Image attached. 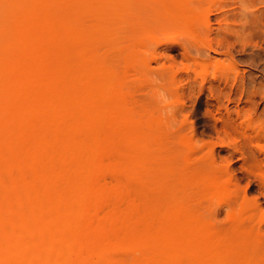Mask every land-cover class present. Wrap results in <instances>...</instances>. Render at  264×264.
I'll use <instances>...</instances> for the list:
<instances>
[{
	"label": "rangeland",
	"instance_id": "obj_1",
	"mask_svg": "<svg viewBox=\"0 0 264 264\" xmlns=\"http://www.w3.org/2000/svg\"><path fill=\"white\" fill-rule=\"evenodd\" d=\"M15 1L16 0H0V18L7 19V17H2L1 14L4 7L12 9L15 15L20 12L17 11V7L18 10L25 9L26 7L28 13L30 12L28 15H32L31 18L33 17V21L36 20L35 22H37V25H35L40 26L32 30H35L36 33L30 34V37H27L28 39L25 38V40H21L22 44L25 41L24 46L30 45H28L27 48L31 49H26L25 47V50L29 52L27 57L32 54V57L36 59H32L31 56L30 59L27 58V60L23 58L28 64H19L18 61L20 62L22 59H20L19 54H16L17 57L14 59L18 60L17 62L13 59L15 62L13 61L12 63L10 62L12 60H10L7 62L8 64L6 63L7 71H9L10 74L7 71L6 73L8 74L0 73V82H4L7 79V75V77L10 76L9 80H11H8L10 85L5 84V82L9 84L7 80L4 82V84L11 89L7 87L10 92L4 97L6 101H0L1 108L4 106L3 110L7 107V113H5L4 119L0 120V128L3 129L0 131V264H60L62 261V264H64L65 261H67L66 264L68 261V264H112L114 260L115 262L113 264H134V262L136 264H138V262L139 264L140 262L141 264H176V262L179 261L180 263L182 261L181 258H183L182 262H184L182 264H187L188 262L186 263L185 260L187 259L185 258H191L190 256H193L196 251H198V247L201 243L204 247L206 244H208V248L209 245L211 247L212 241L214 242L216 239H214V234H216L218 239H216L218 244L215 242L217 247L214 249L211 247V250L210 248L208 250L206 247L207 249L204 255H206V259L208 258L207 256H209L210 259L206 260L204 258V260L202 258L203 262L201 264H211L209 260L213 259L215 253H219L218 255L221 254V256L225 258L235 257V259H244L245 261H249L250 264H264V0H183L184 2L186 1L185 5L182 0V2L179 0H115V3L107 1L108 4L113 3V5H108L109 11H107L108 14L106 15L108 16L110 14V16L104 19L106 22L109 20V23L103 20L108 27L106 25L105 27L103 22L101 23L105 35L102 36L103 42L101 38H99L98 40L101 43L97 40L95 45L89 43L88 37L85 38L87 36V28L89 30L95 24H92L94 21V17L91 16L92 14L90 13L91 15H87L84 13L86 17L82 16L81 18L79 16L82 14H79L76 18L72 17L76 15L75 11L77 8L75 5L77 4V0ZM91 1L94 2V0ZM96 1L98 0H95V2ZM60 2H63V5ZM10 3L11 5L13 4V6H11ZM2 4L4 7L1 6ZM58 4H60V6ZM119 5H121V7ZM58 6L60 8V11L58 10L59 13L55 10ZM110 6L113 8L114 12L111 11L112 9ZM117 7L119 8L118 11ZM24 9L22 11H24ZM69 16L71 17L70 20L73 18V20L75 19L78 23L77 24L75 20L72 22L69 21L73 28L68 22ZM109 17L113 18L109 19ZM85 18L87 19L85 20ZM81 19H84L86 22ZM4 22L6 21H2V23ZM43 22L44 24H42ZM82 22H84L86 26H84L85 24ZM90 22L91 26H89ZM42 25L43 27L44 25L48 26V29L44 27V29H47L46 31L50 32V34L45 32V34H47L46 36H48V40L46 37L41 38L42 40L40 38V40L37 39L41 35L40 27L42 28ZM4 27L5 25L0 24V28ZM37 29H40V31ZM12 30H9L10 32H8L7 35L5 34L6 42L3 41L4 38H2L1 45L3 47H11L16 40L19 41V32L17 33V29L14 28H12ZM52 30L54 32L56 31V37H58L59 33L62 35V33L72 30L67 34L72 33V35L76 37V39L73 37L75 42L77 41L76 44H83V46L81 44V46H77L78 50L74 47L76 44L72 45V48L77 50H75L78 52L77 54L73 51L74 54L70 52L72 57L69 53V56H64L70 57L69 60L71 59L74 62L73 65H71L70 61L67 66L63 65L64 62L66 63V60H63L64 57H61V54L60 57L62 59L59 60L61 63L63 61L62 64L55 58H53L55 62L52 59L50 62V52L48 59L47 56L46 59H44L45 63L41 61V56L43 54L41 53L42 55H40V52H43L45 49L48 50V41L51 42L53 39L52 36L55 37V35H53L54 33H51ZM113 30L116 31L114 32ZM57 31L59 33H57ZM109 31L110 33L113 31V36L112 33L109 35ZM106 34H108V37H106ZM31 35L33 36L31 37ZM49 35H51V37ZM72 35L70 36L72 37ZM35 38L36 40H34ZM55 41H53V43ZM63 42L64 41H61V43ZM8 43L11 46H9ZM71 43L74 44V42ZM86 43L89 44L87 45ZM56 44L58 45V43ZM84 44H86L87 47ZM21 46L23 45H20L19 49H24V47ZM54 46H52V48H54ZM59 47L61 46L59 45ZM63 47L64 45H62L61 49ZM65 47L64 52L67 53L65 49L69 48V46H67V48ZM61 49H59V51ZM67 50L68 52L71 51L69 49ZM32 51L35 52L33 53ZM87 51L90 52L88 53ZM54 52L52 53H57L58 55V52ZM82 52H86L87 55H83ZM60 53H62V50ZM108 54L111 57L110 61H108V58H110ZM39 55L40 57L37 58ZM93 55L94 57L98 56L96 57L97 59H94V57L92 58ZM134 55H136V58H133ZM105 56H108V58ZM74 57L77 59L75 60ZM100 58L106 59V61L102 59L105 64L109 62L113 65L114 63H112V61H114L118 66L115 68L119 70L120 74L123 73V77H121L122 74L120 75L121 79H116L120 81L117 82L115 80L114 82L116 85H112V87H115L120 83L122 86L118 87V89H122L124 86L126 87L122 89L123 93L121 89L118 90L114 88V93L119 95H117V97L114 96V98L116 97L118 101L115 100L116 98L114 101L113 98L109 96L113 89H109V94L107 93L108 98L110 97L116 104H112V101H110V104L105 92L103 95L102 91L101 95L106 97L107 101L100 95L101 91H98L99 96L94 93H97V89H92L91 91L92 83L90 84L89 82L91 81L90 77L93 78V75L90 73L94 71L97 73L101 69L99 68L102 63ZM90 59L94 61H89ZM30 60L31 62H29ZM33 60L42 62L41 66L40 62L37 63L36 61L35 63ZM81 60V63L84 62L85 65L79 62ZM77 63L78 65H82L79 66L81 67L79 71L82 69L81 71L82 73L84 72L83 74L81 71H77ZM89 63L91 65H96H93L94 67L91 69ZM17 64L24 69L25 73H28L27 76H25L26 74L24 75L26 78H14L15 75L13 76V73L19 68ZM87 65L90 66L91 70L89 68L87 69ZM12 66L16 67V70ZM24 67L26 69L27 67L30 68L26 70ZM8 68L11 70H8ZM53 70L54 72L52 73ZM85 71L87 76L85 75ZM47 72H49V74ZM95 72L93 74H95ZM31 73L36 74L33 75ZM80 73L84 78L80 76ZM73 74H79V77H77L79 79L81 78V80H77L78 78L75 80L76 75H74V80L73 78L72 80L69 79L73 77ZM38 76H40V78L37 80ZM15 80L19 81L20 85L17 84L18 82L15 83ZM22 80L23 82L21 83ZM66 80L67 83H69L70 80L76 81L75 85H77V82L83 81L85 83L87 80H90L89 82L87 81L84 86L78 83V88L82 86V90L85 88L84 91L86 92L83 91L85 93L84 95L79 88L78 97H69V102L71 98L73 100L75 99V101L71 100L72 102L70 103L72 105L70 103L68 104V96H66L68 95V92L65 91L68 90L66 86L69 87ZM114 82L111 81V83ZM73 83L74 82H72V84ZM87 83L90 86L87 85ZM16 84L18 87L15 86ZM40 84H42V86ZM25 87L26 89L28 88L29 91L26 89V91L23 90ZM21 88L23 89L21 90ZM56 88L62 90L60 91ZM24 93L30 97L26 96V98ZM80 94H83L82 97L84 98H79ZM20 95H23L24 98ZM59 95L63 98L61 99L62 102L57 100L60 98H58ZM129 95L132 96L131 99ZM19 97L21 98L19 99ZM120 98L124 103L128 101L129 104L130 101H133V104L130 103L128 108L126 106L123 110L124 105L121 107L123 102ZM18 99H22V103ZM64 99H66V101ZM101 99H103V104L102 102L99 104V102L102 101ZM33 100L37 102L34 103ZM54 100H56L58 104H55ZM7 102L9 103L8 105H6ZM105 102L109 103L110 106H107ZM18 105H20V108H18ZM50 106H52V109L53 106L56 108L57 114L53 118L56 120L51 121V118L50 120L47 119L51 117L49 115L52 111V109L50 110ZM104 106L106 108L108 107V115L106 113L108 119L106 118V120L104 118L102 120H106L105 122L107 123H111L112 120L114 122V115L118 113L120 107L122 108L119 112L122 113L123 111V114L121 115L119 113L115 115L118 119L120 118L119 121H117L118 124L115 121L117 126H115L113 122L111 123L113 125L109 123L108 126L107 124L105 125V122L102 123L100 121L99 123L102 125L104 124L101 129L103 128V131L107 129V132L110 134H105V131H102L103 135L101 132L100 134L98 132V136H96V131H93L94 134L88 135L89 131L94 130L91 125L97 120L98 114L100 115V112H98L99 109L101 108L100 111L103 109L104 112L106 111ZM90 108L92 110H90ZM84 109L85 112L83 111ZM11 110H13V112ZM96 110H98V114H94ZM20 111L22 112L20 113ZM104 112L103 114L105 115ZM80 113H82L84 117L82 114L79 115ZM154 113L155 116L160 118V126L162 125L160 129L164 132L159 134L161 138L159 135L155 136L156 134H145L136 139V137L129 138L124 134L121 140V132L125 133L126 131V128H123V126H127L125 123H127L130 116H136L138 119L141 118L144 123V121L147 120V116ZM127 114L129 115L127 116ZM109 115H112L111 118ZM93 116L96 117V120L94 119L95 121L93 120V124L89 125L87 121L92 122ZM82 117L84 120H82ZM86 118L90 119L86 121ZM70 120L73 121L72 123H76L72 125ZM121 120L125 122L122 123ZM46 121H51V123L49 124ZM82 121H86L87 125L83 124ZM78 122L82 124L80 123L78 125ZM41 123H43V126H41ZM51 124L54 126H51ZM97 124H95V126ZM153 126L157 127L156 124ZM69 128L72 129L70 133L68 132ZM2 131L7 136H4ZM10 133L14 135L17 133V138L15 137L16 142L13 144L8 137L11 139L14 135L12 136ZM28 134L31 135L27 137ZM32 134H34V136ZM35 135H38L37 137L40 138L37 139ZM70 135L72 138H70ZM93 135L98 138L96 139ZM89 136H93V138L96 139H91V142L92 140L94 142L96 141V144L94 142L92 144H95V146L101 150L95 148L97 152H100L97 154L95 151L94 163H90L92 167L86 163V160L84 161L85 158H81V156H83L81 152L86 150L87 147L85 141L86 137L89 138ZM4 137H6V139ZM124 138L127 139L126 142ZM7 139L8 141H5ZM36 139L38 141L34 144ZM83 139L84 141H82ZM39 140L41 143L44 140L45 143H42L43 145L41 146ZM123 142L125 144L127 143L126 145L128 146L126 147H129V151L131 148L130 152L127 150L124 152L125 145ZM141 142L143 143L141 144ZM163 143L168 144L166 145ZM121 144H123L122 147ZM33 145H35V147H33ZM39 146H41L42 149H40ZM35 148H37V150ZM58 151L59 153L56 154ZM78 151L80 154H78ZM140 151H146V154H144L146 156H144L145 158L140 163L142 164L140 165L141 168L138 166L139 155H141ZM52 153H54V155ZM70 160H72V162ZM124 160L128 161L127 163L129 164L131 163L130 166L133 167H129V164H127L128 166L125 165ZM147 160L149 162H147ZM34 162H36V164ZM109 162H111L112 165ZM148 165H150V167H148L150 169H147ZM86 166L90 173H87L88 169L86 170ZM109 166L111 168L107 170ZM112 166L114 167L113 170ZM123 166L127 169L125 170ZM121 168L124 170L122 169L121 171ZM85 173H87V175H84ZM165 173L166 176H164ZM147 174H149V177ZM162 174H164V177ZM152 175L156 177L152 179H158L159 182L162 180L161 184L163 186L165 184L164 188L168 183L171 184L167 186L168 188H165L167 192L170 191V188L174 189L173 193L170 191L173 196H169L170 192L168 193L169 195L165 196L167 192L165 193L164 197H167L164 199L165 202L163 199L161 200L165 203V205L163 204L164 206L159 204L161 202L160 200V202L158 201L159 203H157L156 199L160 193L155 189L159 190L158 188L152 187V189L150 186L149 189H146L148 188L146 185H148L147 183L149 182L147 180L148 178L150 179ZM155 175L159 176V178ZM98 177L99 179H96ZM137 177L139 178L137 179ZM171 179L176 185H174ZM132 182H135L137 185ZM172 183L174 187H171L173 186ZM140 185L144 188L142 187L140 189ZM137 190L138 192L145 191L148 194V198L151 195L149 193H153L152 190H154L155 197H157L156 199L153 197L154 200H156L154 205L159 204V207L156 208L155 206L151 209L148 208L149 205H140L148 204L150 199L152 201V197L147 201L146 196H144L143 198L146 199L145 202L141 201V197L139 196L141 192L139 194L136 192ZM147 190H149V193ZM181 191L183 193H180ZM156 192L159 193L157 196ZM154 194L151 196H154ZM162 194L164 193L162 192L161 195ZM180 195L183 197V200L179 197ZM173 199L174 201H172ZM177 200H179V202L181 201V204L186 205L189 213L187 210L178 212L180 215L177 214L176 216L178 218L175 217L173 220L180 219L179 221H182V217L184 222L182 221L181 224L178 220H176L174 224L172 222L173 220H168V222H166V219H168V217L165 219L166 213H168L167 216H169V208L173 203H178ZM93 203H95V205H93ZM102 203H106V206L104 204L101 205ZM193 205L196 207H193ZM164 207L166 209H164ZM192 208L194 210H192ZM154 209L158 210L156 211ZM167 209H169V211ZM145 210L147 214L144 212ZM194 213L197 215H194ZM182 214L186 216L184 215L183 217ZM48 217L49 219H47ZM76 217H78V219ZM185 217L186 219H190L186 220ZM136 218L139 219L137 220ZM196 218H198V220L201 218L200 221L202 220V222H199ZM143 220L146 225H144V223L141 224ZM75 221L78 222L76 223ZM88 221H90V223ZM191 222H195V224L192 225L190 224ZM200 225L202 230L201 227L199 229ZM208 225L212 226L214 231L211 228V234L214 236L211 237L209 231L207 233L209 235L206 236L208 238L203 239L202 235H204ZM195 227L198 229L194 231V229H196ZM179 228H182V230ZM56 230V234H53ZM200 230L202 232H200ZM175 232H182L181 234L185 232L183 235L197 233L198 235L200 234V237L197 238V242L194 241L192 242L193 244L189 243L183 246L185 248L177 250L174 247L176 249L174 250V248L170 247L158 256L156 252L158 251L157 244H153L159 241L160 236L163 235L160 240H163V238L165 239V237L166 239L171 238L172 240L178 238L179 243L182 242H180V240H182L180 237L183 235L176 234ZM50 233H52L51 237L48 235ZM53 235L56 236L53 237ZM209 236L212 240L209 239ZM23 237L26 238L24 239ZM153 238L155 239L154 242ZM156 239L158 240L156 241ZM199 239L206 241H200ZM23 240H25L24 243L29 241L28 243H31V245H28V248L24 247L27 245L26 243L23 245ZM93 240L95 242H93ZM85 241L88 242L84 243ZM175 242L177 243V240ZM203 242L208 243L204 244ZM179 243L176 245L177 247L180 245ZM84 244L87 245L83 247ZM236 244V247L233 246ZM78 248L81 250L78 251ZM238 249L244 250H241L242 254ZM237 250L238 252H236ZM65 251L67 253L69 251V255H67ZM231 251H233V253ZM14 253L16 255H14ZM212 254H214V256H212ZM56 255L57 257H55ZM65 257H67V259ZM99 258H102L101 261H99ZM55 259L58 263H56L57 261ZM81 259L83 261H80ZM235 259H233L234 264L237 263Z\"/></svg>",
	"mask_w": 264,
	"mask_h": 264
},
{
	"label": "bare ground",
	"instance_id": "obj_2",
	"mask_svg": "<svg viewBox=\"0 0 264 264\" xmlns=\"http://www.w3.org/2000/svg\"><path fill=\"white\" fill-rule=\"evenodd\" d=\"M9 1H10V0H9ZM16 1H17V2H20V1H18V0H16ZM16 1H15V2H16ZM22 1H23V0H22ZM107 1H108V2H114V3L116 2L115 0H112V1H111V0H110V1H109V0H98V1H96V2H95V0H94V2L91 1V0H77V4L75 5V7L77 8L76 11H75L76 15H75V16H72V17L76 18V17L79 16V14H82L81 16H79L80 18H81L82 16H83V17H84V16L86 17V15H84V13H86L87 15L91 13L92 15H91V14H90V15L94 17V21H95V22L93 21L92 24H93V23H95V24H94L93 27L90 28L89 30H88V28H87V30H86L87 36L85 37V38L88 37L87 39H89L88 41H90L89 43H91L92 45H95V43L97 42V40H98L99 38H101V41H102V39H103L102 36L105 35V33H104L103 29H102V24H101V23H102V22L104 23V21H105V20H104L105 17L110 16V14H109L108 16L106 15V14H108L107 11H109V10H108V5H111V4L113 5V3H109V4H108ZM118 1H119V0H118ZM179 1H181V0H179ZM182 1H183V0H182ZM182 1H181V2H182ZM57 2H58V1H57ZM64 2H65V1H64ZM121 2H122V1H121ZM175 2H176V1H175ZM181 2H180V3H181ZM183 2H184V1H183ZM8 3H9V2H8ZM60 3L62 4L63 2H60ZM92 3H93V4H92ZM118 3H119V2H118ZM176 3L179 4L178 2H176ZM185 3H186V1L184 2V5H185ZM6 4H7V3H6ZM10 5H11V3H10ZM27 5H28V4H27ZM58 5L60 6V4H58ZM62 5H63V4H62ZM62 5H61V7H62ZM115 5H116V4H115ZM179 5H180V4H179ZM1 6L4 7L3 4H2ZM11 6H13V4H12ZM59 6H58L57 9H55V10H57L56 12H58V10L60 11ZM119 6L121 7V5H119ZM181 6H182V3H181ZM3 7H2V8H3ZM14 7H15V6H14ZM110 7H111V6H110ZM0 8H1V7H0ZM63 8H65V7H63ZM114 8H115V7H114ZM13 9H14V8H13ZM23 9H24V8H23ZM23 9L18 10V7H17V11H20V12H19L17 15H15V14L13 13V10H12V9L4 7V8H3V12L1 13V14H2V17H4V18L7 17L6 20L0 18V19H1V20H0V24L5 25L4 28H0V73H1V74H2V73H6V71H7L6 63H7L8 61L12 60V61H10V62H12V63H13L14 60H15L16 62L18 61V60H16V59H14L15 57H17L16 54H17V55L19 54V55H20V59H22V61H23V62H22V61L20 60L21 63L18 61L19 64H23V63L28 64V63H26L27 61H25L24 59L27 60V58L30 59V56H31V57L33 56V55L30 53L31 55H29V56L27 57V55L29 54V52H27V50H25V47H26V49H31V48H27V46H28L29 44H28V45L26 44L27 46H24V45H25V43H24L25 41H24L23 44H22V43H21V42H22L21 40H23V39L25 40V38H27V37L29 38V37H30V34L36 33L35 30H34V31H32V30L35 29V28H38V26H40V25L36 26V25H37V22H35L36 20L33 21V19H32L33 17L31 18V16H32L31 14H30L31 16L28 15L30 12L28 13V10L26 9V7H25L24 11H22ZM111 9H112L111 11L114 12L112 7H111ZM115 9H116V8H115ZM118 9H119V8L117 7V11H118ZM62 10H64V9H62ZM120 10H121V9H120ZM123 10H124V8H123ZM0 11H1V10H0ZM14 11H15V10H14ZM115 11H116V10H115ZM121 11H122V10H121ZM127 11H128V10H127ZM15 12H16V11H15ZM77 12H78V13H77ZM130 12H131V11H130ZM130 12H128V13H130ZM58 13H59V12H58ZM69 14H70V13H69ZM114 14H115V13H114ZM114 14H113V15H114ZM90 15H89V17H90ZM105 15H106V16H105ZM70 16H71V15H70ZM70 16H69V17H70ZM93 17H91V18H93ZM87 18H88V17H87ZM87 18H85V20H86ZM112 18H113V17H112ZM112 18L109 17V19H112ZM126 18H127V17H126ZM67 19H68V18H67ZM70 19H71V17L68 19V22H69V21L72 22V21L75 20V19L73 20V18H72V20H70ZM114 19H115V18H114ZM81 20H84V19H81ZM85 20H84V21H85ZM88 20H89V18H88ZM92 20H93V19H92ZM103 20H104V21H103ZM2 21H6V22L2 23ZM38 21H39V20H38ZM43 21H45V20H43ZM107 21H108V22H106V21H105V22H106V23H109V20H107ZM114 21H115V20H114ZM34 22H35V23H34ZM40 22H41V21H40ZM40 22H38V23H40ZM75 22H76V20H75ZM85 22H86V21H85ZM110 22H111V21H110ZM125 22H126V20H125ZM73 23H74V22H73ZM76 23H77V22H76ZM79 23H80V22H79ZM82 23H84V22H82ZM82 23H81V24H82ZM88 23H89V22H88ZM88 23H87V25H88ZM113 23H114V22H113ZM118 23H119V22H118ZM35 24H36V25H35ZM40 24H41V23H40ZM42 24H44V22H43ZM45 24H46V22H45ZM69 24H70V26L72 25L70 22H69ZM74 24H75V23H74ZM74 24H73V25H74ZM77 24H78V23H77ZM84 24H85V23H84ZM121 24H122V23H121ZM121 24H120V25H121ZM130 24H131V23H130ZM105 25H106V24L104 23V26H105ZM108 25H109V24H108ZM77 26H78V25H77ZM81 26H82V25H81ZM84 26H86V24H85ZM89 26H91V22H90V25H89ZM106 26H107V25H106ZM106 26H105V27H106ZM133 26H134V25H133ZM44 27L47 28L48 26H45V25H44ZM44 27H43V25H42V28L40 27V29H41V33H40V34H41L42 36L39 34L40 37H38L37 39H39V38L41 39V38H43V37H44V38L46 37L47 40H48V36H46L47 34H45V32H46V33L48 32V34H50V32H49V31H46L48 28H47V29H46V28L44 29ZM71 27H72V26H71ZM71 27H70V28H71ZM107 27H108V26H107ZM12 28L17 29V33L19 32V35H18V37H19V38H18L19 41L16 40V42H14V43L12 44V46L8 43L9 46H11V47H8L7 45H6L7 47H3V46L1 45V42H2L1 40H2V38H4L3 41L6 42V40H5V37H6L5 34L7 35L8 32H10L9 30H12ZM72 28H73V27H72ZM75 28H76V27H75ZM75 28H74V29H75ZM109 28H110V27H109ZM114 28H115V27H114ZM117 28H118V27H117ZM40 29H39V30L37 29V30L40 31ZM108 30H109V29H108ZM108 30H107V31H108ZM12 31H14V30H12ZM60 31H61V30H60ZM66 31H68V30H66ZM66 31H65V32H66ZM69 31H70V30H69ZM69 31H68V32H69ZM71 31H72V30H71ZM71 31H70V32H71ZM110 31H111V29H110ZM110 31H109V35H111V33H112L114 30H113L111 33H110ZM115 31H116V30H115ZM115 31H114V32H115ZM31 32H32V33H31ZM55 32H56V31H55ZM55 32H54L53 30H52V32H51L52 34L54 33L53 35H55V37L52 36L53 39L51 40V42L48 41V42L50 43V44L47 43V44H48V50L45 49L43 52H40V51L38 50V51L40 52V55L43 54V55L41 56L42 59L40 58L41 61H43V63H45V62H44V59H46V56H47V59H48L50 53H51V55H52V54H53L52 52H54L55 50H56L55 52H58V55H57V53H55V52H54L55 54L52 55V58H51V55H50V57H49L50 62L53 60V58H55V59H57V61H59V63H61V61H60V60L62 59L61 57H64V56L68 55V53H69V55H70V52H71L72 54H74L73 51L75 52V54H77V53H78V52H76V51L78 50V49H77V46H81V45L83 46L82 43H80L81 45L78 44V43H77L78 45L76 44L77 41L75 42V40H74V39H76V37H75L74 35H72V33H71V34H67L68 32H66V33H62V32H61L62 35H64V36H62V35L57 31V33H59L60 35L58 34V37H56L57 34H56ZM74 32H75V31H74ZM76 32H77V31H76ZM37 33H38V32H37ZM106 33H107V32H106ZM84 34H85V31H84ZM84 34H83V35H84ZM13 35H14V34H13ZM36 35H37V34H36ZM39 35H38V36H39ZM43 35H44V36H43ZM70 35H72V37H71ZM106 35H107L106 37H108V34H106ZM32 36H33V35H31V37H32ZM49 36L51 37V35H49ZM112 36H113V33H112ZM115 36H116V35H115ZM50 37H49V40H50ZM73 37H74V39H73ZM110 37H111V36H110ZM28 38H27V39H28ZM58 38H59V39H58ZM60 38H61V39H60ZM40 39H39V40H40ZM82 39H83V38H82ZM87 39H86V40H87ZM109 39H111V38H109ZM112 39H113V37H112ZM34 40H36V38H35ZM41 40H42V39H41ZM55 40H56V41H55ZM59 40L64 41V42L61 43V41H59ZM71 40H72V41H71ZM73 40H74V41H73ZM104 40H105V39H104ZM14 41H15V40H14ZM53 41H55V42L53 43ZM112 41H113V40H112ZM27 42H28V41H27ZM29 42H30V41H29ZM39 42H40V41H39ZM59 42H60V43H59ZM71 42H74V44H72ZM98 42H100V41L98 40ZM102 42H103V41H102ZM19 43H20V44H19ZM42 43H43V42H42ZM51 43H52V46L55 45L54 48H52ZM56 43H58V45H57ZM89 43H88V44H89ZM100 43H101V42H100ZM106 43H107V42H106ZM5 44H6V43H5ZM44 44H45V43H44ZM47 44H46V45H47ZM66 44H67V45H66ZM75 44H76V46H74V47H75L77 50L74 49V48H72V45H75ZM86 44H87V43H86ZM86 44H84V45L86 46ZM88 44H87V45H88ZM98 44H99V43H98ZM102 44H104V43H102ZM111 44H112V43H111ZM20 45H23V46H21V47H24V49H23V48H22V49H19V46H20ZM59 45H60L61 47H62V45H64V47H65V45H66L65 48H67V46H69V48H67V49L71 50V48H72V50L68 52V50L65 49V50L67 51V53H66V52H64V47L61 49V47H59ZM92 45H91V48H92ZM100 45H101V44H100ZM29 46H30V45H29ZM56 46H58V47H56ZM104 46H105V45H104ZM49 47H50V48H49ZM55 47H56V48H55ZM86 47H87V46H86ZM86 47H85V48H86ZM105 47H106V46H105ZM32 48H33V47H32ZM40 48H41V47H40ZM46 48H47V47H46ZM96 48H97V47H96ZM109 48H110V45H109ZM57 49H58V51H57ZM59 49H61V50H62V53H64V54L60 53L61 50L59 51ZM73 49H74V50H73ZM83 49H84V48H83ZM88 49H89V48H88ZM88 49H87V50H88ZM18 50H19V51H18ZM33 50H34V49H33ZM42 50H43V49H42ZM49 50H50V51H49ZM75 50H76V51H75ZM98 50H99V49H98ZM28 51H30V50H28ZM82 51H83V50H82ZM90 51H92V50H90ZM90 51H89V52H90ZM17 52H18V53H17ZM30 52H31V51H30ZM32 52L34 53L35 51H32ZM46 52H48V53L50 52V53L48 54V53H46ZM83 52H84V51H83ZM83 52H82L83 55H85V54L87 55L86 52H85V53H83ZM87 52H88V51H87ZM89 52H88V53H89ZM100 52H101V51H100ZM41 53H42V54H41ZM79 53H80V51H79ZM44 54H46V55H44ZM47 54H48V55H47ZM60 54L62 55L61 57H60ZM72 54L70 55L71 57H72ZM91 54H92V53H91ZM40 55L37 56V58L40 57ZM69 55H68V56H69ZM102 55H103V53H102ZM43 56H44V57H43ZM55 56H56V57H55ZM58 56H59V57H58ZM68 56H67V57H68ZM73 56H77V55H73ZM98 56L100 57L99 54H98ZM98 56H95V57H94V55H93L92 58L94 57V59H95V58L98 57ZM108 56H109V54H108ZM108 56H107V57L105 56V57L108 58ZM21 57H22V58H21ZM57 57H58V58H57ZM67 57H64V58H63V60H64V59L66 60V63H65V62L63 63V61H62L63 65H66V66H67L69 61L71 62V65H73L74 62H73L71 59L69 60L70 57H68V58H67ZM81 57H82V56H81ZM87 57H88V56H87ZM102 57H103V56H102ZM109 57H110V56H109ZM23 58H24V59H23ZM33 58H34V57H32V59H33ZM74 58H75V60L77 59L76 57H74ZM133 58H136V55H134ZM13 59H14V60H13ZM17 59H18V58H17ZM34 59H36V58H34ZM40 59H39V60H40ZM51 59H52V60H51ZM59 59H60V60H59ZM67 59H68V60H67ZM79 59H80V58H79ZM83 59H84V57H83ZM96 59H97V58H96ZM98 59H99V58H98ZM100 59H101V60L103 59L104 61H106V59H104V58H100ZM108 59H109L108 61H110L111 57L108 58ZM39 60H33V62L35 61V63H36V61H37V63H38V62H40ZM73 60H74V59H73ZM91 60H93V59H90L89 61H91ZM103 60H102L101 66L99 67V68H101V69H100L97 73L94 71L95 74H93L94 72H93V73H90V74L93 75V78L90 77V79H91L92 82H91L90 80H89L90 82H89L88 80H87V81H88L90 84L92 83V84H91V87H92V88L90 87V88H91V91H92V89H97V93L94 92L96 95L99 94L98 91H101V92H100V95H101V93H102V91H103V95H104V92H105V93H106V96H107V98H108V95H107V93L109 94V91H108V90H109V89H110V90L113 89V90L111 91V92H112V93H111L112 95L109 94V96L112 97L113 100H114V99L117 97V95H118L117 93H114V92H115V89H114V88H117V89H118V87H121L122 85H121L120 83H118V86H115V87H114V86L112 87V85H116V83H115L114 81H115L116 79H121V77H123V73H121V74H122V75H121L120 72H119V70L115 68V67L117 66V64H115L114 61H112V63H114V64L112 65V64L109 63V62H108L109 64H108L107 62H106V64H105V62H103ZM112 60H113V59H112ZM15 61H14V62H15ZM53 61H54V60H53ZM84 61H85V60H84ZM93 61H94V60H93ZM95 61H96V60H95ZM99 61H100V60H99ZM99 61H98V63H99ZM29 62H31V60H30ZM54 62H55V61H54ZM79 62L81 63L82 60L79 61ZM96 62H97V61H96ZM35 63H34V64H35ZM41 63H42V62H40V66H41ZM52 63H53V62H52ZM62 63H61V64H62ZM85 63H86V62H85ZM7 64H8V63H7ZM25 64H24V66H25ZM81 64H84V62L81 63ZM81 64L78 65V63H77V65H78V68H77L78 70H77V71H79V68H81V67H79V66H82ZM86 64H87V63H86ZM9 65H10V64H9ZM9 65H8V66H9ZM17 65H18V64H17ZM36 65H37V64H36ZM42 65H43V64H42ZM54 65H56V64H54ZM84 65H85V64H84ZM89 65L91 66V69H92V67H94L93 65H96V64L91 65V64L89 63ZM89 65H87V69H88V68L90 69V66H89ZM110 65H111V66H110ZM18 66H19V68H18L17 71H15V73L11 72V73H13V76L15 75L14 78H15V79H21L22 77L27 76L28 73H25L24 69H22V68L20 67V65H18ZM40 66L38 65L39 68H40ZM44 66H45V65H44ZM97 66H98V65H97ZM12 67L16 70V67H14V66H12ZM31 67H32V66H31ZM33 67H34V66H33ZM57 67H58V66H57ZM83 67H84V66H83ZM117 67H118V66H117ZM24 68H25V67H24ZM29 68H30V67H27L28 70H29ZM45 68H47V67H45ZM60 68H61V67H60ZM85 68H86V67H85ZM85 68H84V69H85ZM119 68H120V67H119ZM9 69H10V68H8V70H9ZM25 69H26V68H25ZM27 69H26V70H27ZM40 69H41V68H40ZM51 69H52V68H51ZM64 69H65V68H64ZM68 69H69V68H68ZM72 69H73V68H72ZM91 69H90V70H91ZM10 70H11V69H10ZM30 70H31V69H30ZM37 70H38V69H37ZM41 70H42V69H41ZM61 70H62V69H61ZM81 70H82V69H81ZM81 70H80V71H81ZM117 70H118V71H117ZM122 70H123V69H122ZM38 71H39V70H38ZM55 71H56V70H55ZM59 71H60V69H59ZM63 71H64V70H63ZM80 71H79V72H80ZM86 71H87V70H86ZM86 71H85V75H86ZM88 71H89V70H88ZM7 72H9V71H7ZM26 72H31V71H26ZM53 72H54V70L52 71V73H53ZM56 72H57V71H56ZM71 72H72V71H71ZM75 72H76V71H75ZM79 72H76V73H79ZM47 73L49 74V72H47ZM67 73H68V72H67ZM73 73H74V71H73ZM81 73H82V71H81ZM81 73H80V76H81L82 78H84V77L82 76V74H83L84 72H83L82 74H81ZM6 74H8V73H6ZM9 74H10V72H9ZM25 74H26V75H25ZM29 74H30V73H29ZM31 74L34 75V74H36V73H31ZM45 74H46V72H45ZM48 74H47V75H48ZM70 74H71V73H70ZM3 75H5V74H3ZM11 75H12V74H11ZM24 75H25V76H24ZM38 75H39V74H38ZM43 75H44V74H43ZM67 75H68V74H67ZM74 75H76V74H73V77H71V78H69V77H70V75H69L68 78L71 79V80H72V78H73V80H74V77H75ZM78 75H79V74L76 75L75 80L79 77ZM120 75H121V77H120ZM5 76H6V75H5ZM7 76H8V75H7ZM7 76H6V78H7L6 80L8 81L9 78H10V76H9V77H7ZM36 76H37V75H36ZM41 76H42V74H41ZM77 76H78V77H77ZM86 76H87V75H86ZM125 76H126V75H125ZM0 77H1V76H0ZM42 77H43V76H42ZM3 78H5V77H3ZM11 78H12V76H11ZM14 78H13V82H14ZM25 78H26V77H25ZM38 78H40V76L37 77V80H38ZM68 78H66V79H68ZM0 79H1V78H0ZM22 79H24V78H22ZM6 80H5V81H6ZM35 80H36V79H35ZM37 80H36V81H37ZM71 80H70V82H69L70 84L67 83V80H66V83L69 85V87L66 86V88H68V90H65V91L68 92V93H67L68 95H66V96H68L67 99H68L69 97H73V96H74V97H78L77 95H78V93H79V88H80V90L82 91L81 93H83V94L85 95V93H84V92H86V91H84L85 88H83V90H82L81 87L84 86V84H85L87 81L84 80V81H86L85 83H84L83 81H82V82L80 81V82H77V85H75L76 81H71ZM77 80H81V78H80V79L78 78ZM82 80H83V79H82ZM5 81H4V82H5ZM9 81H11V80H9ZM9 81H8V82H9ZM15 81H16V80H15ZM25 81H26V80H25ZM39 81H40V80H39ZM39 81H38V82H39ZM111 81H113L114 83H111ZM116 81H117V80H116ZM119 81H120V80H119ZM119 81H117V82H119ZM4 82H0V101L5 100L4 97L8 94V92H10V91H8V89H7L8 86H6V85H10V82H9V84H7V83L5 82L6 85L4 84ZM17 82H18V83H17ZM22 82H23V80L21 81V83H22ZM64 82H65V81H64ZM72 82H74V83L72 84ZM15 83H17L18 85H20V84H19V81H16ZM15 83H14V84H15ZM39 83H41V82H39ZM78 83H81V84H83V85H82V86H79V88H78ZM11 84H13V83H11ZM17 84L15 85L16 87H18ZM26 84H27V83H26ZM43 84H44V83H43ZM81 84H80V85H81ZM119 84H120V86H119ZM40 85L42 86V84H40ZM61 85H62V84H61ZM87 85H89V84L87 83ZM43 86H44V85H43ZM63 86H65V85H63ZM89 86H90V85H89ZM89 86H88V87H89ZM23 87H24V86H23ZM36 87H37V86H36ZM61 87H62V86H61ZM88 87H87V88H88ZM93 87H94V88H93ZM124 87H125V86H124ZM124 87H123V88H124ZM8 88L10 89V87H8ZM13 88H14V87H13ZM54 88H55V87H54ZM62 88H63V87H62ZM66 88H65V89H66ZM123 88H122V89H123ZM125 88H126V87H125ZM15 89H16V88H15ZM22 89H23V88H21V90H22ZM25 89H26V87H25L23 90H25ZM32 89H33V87H32ZM56 89H57V88H56ZM98 89H100V90H98ZM117 89H116V90H117ZM119 89H121V88H119ZM119 89H118V90H119ZM122 89H121V92L123 91ZM10 90H11V89H10ZM13 90H14V89H13ZM16 90H17V89H16ZM21 90H20V91H21ZM26 90L29 91L28 88H27ZM26 90H25V91H26ZM57 90H60V89H57ZM61 90H62V89H61ZM61 90H60V91H61ZM88 90H90V89H88ZM88 90H87V91H88ZM105 90H106L107 92H106ZM125 90H126V89H125ZM125 90H124V91H125ZM25 91H24V92H25ZM49 91H50V90H49ZM54 91H55V90H54ZM83 91H84V92H83ZM95 91H96V90H95ZM32 92H33V91H32ZM35 92H36V91H35ZM58 92H59V91H58ZM116 92H117V91H116ZM128 92H129V91H128ZM12 93H13V92H12ZM27 93H28V92H27ZM49 93H50V92H49ZM62 93H64V92H62ZM118 93H119V92H118ZM122 93H123V92H122ZM124 93H125V92H124ZM126 93H127V92H126ZM24 94H25V93H24ZM83 94H82V95H83ZM114 94H115V95H114ZM10 95H11V93H10ZM45 95H46V94H45ZM54 95H55V94H54ZM69 95H70V96H69ZM82 95L80 94V97H79V98H81ZM103 95H101V96L103 97ZM20 96L23 97V98H24V96H25V97H26V96L30 97L29 95H26V94H25L24 96H23V95H20ZM55 96H56V95H55ZM98 96H99V95H98ZM114 96H116V97L114 98ZM118 96H119V95H118ZM127 96H128V95H127ZM129 96H130V95H129ZM11 97H12V96H11ZM21 97H19V99H20ZM59 97H60V98H59ZM61 97H62V96L59 95V96H58L59 99H57V100H59L60 102H62L61 99H63V98H61ZM74 97H73V98H74ZM110 97L108 98V101H109V102L112 101V99H111ZM131 97H132V96H130V99H131ZM26 98H27V97H26ZM26 98H25V99H26ZM40 98H41V97H40ZM52 98H53V97H52ZM65 98H66V97H65ZM79 98H77V99H79ZM82 98H84V97H82ZM103 98H104V100L107 99L106 97H103ZM19 99H18V100H19ZM25 99H23V100H25ZM32 99H33V98H32ZM49 99H50V98H49ZM69 99H70V98H69ZM69 99H68V104H69L70 102H72V101H75V99L73 100V99L71 98L72 101L70 100V102H69ZM96 99H98V98H96ZM120 99H121V98H120ZM27 100H28V99H27ZM27 100H26V101H27ZM41 100H42V99H41ZM64 100L66 101V99H64ZM101 100H102V101H100L99 104H101V102H102V104H103V99H101ZM115 100L118 101L117 98H116ZM115 100H114V101H115ZM123 100H124V99H123ZM5 101H6V100H5ZM8 101H9V100H8ZM11 101H12V100H11ZM11 101H10V103H11ZM19 101L21 102L22 99L19 100ZM26 101H25V102H26ZM42 101H43V100H42ZM51 101H52V100H51ZM95 101H96V100H95ZM106 101H107V100H106ZM117 101H116V102H117ZM121 101H122V99H121ZM125 101H126V100H125ZM12 102H13V101H12ZM33 102L35 103V102H37V101L33 100ZM54 102H55V104H58V102H57L56 100H54ZM56 102H57V103H56ZM122 102H123V104H121V107H123V105H124L123 110L126 108V106H127V108H128V106H129L130 103L133 104V101H132V102L130 101L129 104H128V101H126V103H124V101H122ZM122 102H121V103H122ZM17 103H18V102H17ZM21 103H22V102H21ZM88 103H89V102H88ZM113 103H115V102L112 101V104H113ZM118 103H119V102H118ZM8 104H9V103L7 102L6 105H8ZM23 104H24V103H23ZM53 104H54V103H53ZM70 104H71V103H70ZM99 104H98V105H99ZM105 104H107V106H108V105L110 106L111 102H110V104L105 102ZM115 104H116V103H115ZM119 104H120V103H119ZM119 104H118V105H119ZM126 104H128V105H126ZM132 104H131V105H132ZM4 105H5V104H4ZM50 105H52V104H50ZM65 105H66V104H65ZM71 105H72V104H71ZM15 106H16V105H15ZM19 106H20V105H18V108H20ZM47 106H48V105H47ZM56 106H57V105H56ZM59 106H60V104H59ZM69 106H70V105H69ZM86 106H87V105H86ZM105 106H106V105H105ZM105 106H104V107H105ZM111 106H112V105H111ZM34 107H35V106H34ZM39 107H40V106H39ZM87 107H90V106L88 105ZM93 107H94V106H93ZM121 107H120V109L122 110ZM3 108H4V106H3ZM3 108H1V105H0V120L4 119V117H5L4 115H5V113H7V110H6L7 107H6V109H4V110H3ZM8 108H9V106H8ZM10 108H11V107H10ZM16 109H17V107H16ZM42 109H43V108H42ZM51 109H52V106H50V110H51ZM55 109H56V108L53 106V109H52V111H51V114H49L51 117H48L47 119L50 120V118H51V121H52V120H56V119H53V118L56 116V114H57ZM88 109H89V108H88ZM98 109H99V108H98ZM100 109H101V108H100ZM100 109H99V111L96 110V113H95V111H94V114H98V112H100V115L98 114V118H97V120H96V117H95V116H93L92 122H91V121H87V119H90L91 117H90V118H86V121L89 122V123H88L89 125H90V124H93V120H94V119L97 121V122H96V121L94 120V121H95L94 124L91 125V126L94 128V130L89 131V134H88V135H92L93 131H94V132L96 131V132H95V135H96V136H98V135H97L98 132H99V134H100V132H101V134L103 135V133H102L103 128L101 129V127H103L104 124L102 125V124L99 123V122L101 121L102 123H104V122L108 119V118H107V115H108V111H107V110H108V107H107V108L105 107V109H106L107 112H106V111L104 112V111H103V110H104L103 108H102L103 110H101V111H100ZM120 109H119V111H120ZM134 109H135V108H134ZM5 110H6V111H5ZM17 110H18V109H17ZM50 110H49V111H50ZM60 110H61V108H60ZM90 110H92V109L90 108ZM135 110H136V109H135ZM135 110H134V111H135ZM144 110H146V109H144ZM144 110H143V112H144ZM11 111L13 112V110H11ZM61 111H62V110H61ZM83 111L85 112V109H84ZM97 111H98V112H97ZM102 111L105 113V115L103 114ZM119 111H118V113H116V114H119V113H120ZM125 111H126V110H125ZM138 111H139V109H138ZM149 111H150V110H149ZM8 112H9V111H8ZM14 112H15V110H14ZM18 112H19V111H18ZM21 112H22V111H20V113H21ZM25 112H26V111H25ZM46 112H47V111H46ZM57 112H58V111H57ZM69 112H70V111H69ZM84 112H83V113H84ZM60 113H61V112H60ZM74 113H75V112H74ZM74 113H73V114H74ZM76 113H77V112H76ZM106 113H107V115H106ZM135 113H136V112H135ZM141 113H142V110H141ZM10 114H11V112H10ZM15 114H16V113H15ZM33 114H34V113H33ZM81 114H82V113H80L79 115H81ZM92 114H93V112H92ZM116 114H115V115H116ZM120 114L122 115V114H123V111H122V113H120ZM146 114H147V113H146ZM6 115H7V114H6ZM8 115H9V114H8ZM16 115H17V114H16ZM64 115H65V114H64ZM79 115H78V116H79ZM82 115H83V114H82ZM115 115H114L113 118H114V120L117 122V121H119L120 118L118 119L117 116H115ZM128 115H129V114H127V116H128ZM47 116H48V115H47ZM71 116H73V115H71ZM96 116H97V115H96ZM104 116H105V117H104ZM109 116H110V115H109ZM111 116H112V115H111ZM111 116H110V118H111ZM127 116H126V117H127ZM9 117H10V116H9ZM14 117H15V116H14ZM83 117H84V115H83ZM83 117H82V120H84ZM86 117H87V116H86ZM94 117H95V118H94ZM115 117H116L117 119H116ZM139 117H140V116H139ZM66 118H67V117H66ZM80 118H81V117H80ZM80 118H79V119H80ZM104 118H105V119L107 118V119H106V120H102V119H104ZM16 119H17V117H16ZM24 119H25V118H24ZM70 119H71V118H70ZM98 119H99V120H98ZM35 120H36V119H35ZM49 120H48V121H49ZM111 120H112V119H111ZM24 121H25V120H24ZM36 121H37V120H36ZM48 121H46V122L50 124L51 121H50V122H48ZM70 121H71V120H70ZM70 121H69V122H70ZM86 121H82L83 124H86ZM115 121L113 122V120H112L111 123L113 122V123H115L114 125L117 126L118 122H117V124H116ZM121 121H122V123L125 122V121H123V120H121ZM16 122H17V121H16ZM44 122H45V121H44ZM72 122H73V121H71V123H72ZM84 122H85V123H84ZM108 122H109V120H108ZM9 123H10V122H9ZM52 123H53V122H52ZM74 123H76V122H74ZM74 123H72V125H73ZM80 123H81V122H80ZM80 123L78 122V125H79ZM97 123H98V124H97ZM109 123H110V122H109ZM109 123L105 122V125L107 124V125L109 126ZM111 123H110V124H111ZM122 123H121V124H122ZM3 124H4V123H3ZM36 124H37V123H36ZM38 124H39V123H38ZM41 124H42L41 126H43V123H41ZM45 124H46V123H45ZM53 124H55V123H53ZM53 124H51V126H52ZM81 124H82V123H81ZM95 124H97V125H99V126H97V125L95 126ZM121 124H120V125H121ZM126 124H127L126 127L123 126V128H126L125 133H124V132H121V135H122V136H121L122 138L120 137L121 140L123 139V137H124L123 135H124V134H126L129 138H133V137L135 138V137H136V139H137L139 136H143V135H145V134H148V135H150V134H152V135L154 134V135H155V134H156L155 136H157V135H159L160 133L163 132V131H161V129H160L161 126H162V125L160 126V118L157 117V116H155V113H154V114H149V115L147 116V120L144 121V123L142 122L141 118L138 119V118H136V116H130L129 119H128V121H127V123H125V125H126ZM152 124H153V125L156 124L157 127L153 126ZM4 125H5V124H4ZM78 125H77V126H78ZM86 125H87V124H86ZM101 125H102V126H101ZM111 125H113V124H111ZM5 126H6V125H5ZM21 126H22V125H21ZM39 126H40V125H39ZM39 126H38V127H39ZM41 126H40V127H41ZM53 126H54V125H53ZM70 126H71V125H70ZM108 126H106V127H108ZM1 127H2V126H1ZM38 127H37V128H38ZM86 127H88V126H86ZM97 127H98V128H97ZM153 127H155V128H153ZM79 128H81V127H79ZM96 128H97V130L99 129L100 131H99V130L97 131ZM108 128H109V127H108ZM89 129H90V127H89ZM1 130H3V129L0 128V131H1ZM29 130H30V129H29ZM29 130H28V131H29ZM33 130H34V128H33ZM40 130H41V129H40ZM5 131H6V130H5ZM70 131H72L71 128H69V131H68V132L70 133ZM104 131H105V134H106V133L110 134L109 132H107V129H105ZM104 131H103V132H104ZM2 132H3V131H2ZM76 132L79 133L78 131H76ZM87 132H88V131H87ZM12 133H13V132H12ZM12 133H10V134H12ZM40 133H41V132H40ZM64 133H65V132H64ZM71 133H72V132H71ZM73 133H74V131H73ZM80 133H81V132H80ZM115 133L119 134L118 132H115ZM163 133H164V132H163ZM3 134H4V132H3ZM3 134H2V135H3ZM49 134H50V133H49ZM66 134H68V133H66ZM82 134H83V133H82ZM93 134H94V133H93ZM117 134H115V135H117ZM5 135H6V134H4V136H5ZM13 135H14V134H12V136H13ZM16 135H17V133H15L14 137H11V139H10V137H8L9 140H10V142H11L12 144L16 142V139H15V137L17 138ZM29 135H31V134H28L27 137H28ZM32 135L34 136V134H32ZM55 135H56V134H55ZM73 135H74V134H73ZM75 135H76V134H75ZM102 135H99V136H102ZM161 135H163V134H161ZM6 136H7V135H6ZM9 136H10V135H9ZM35 136H36V135H35ZM37 136H38V135H37ZM37 136H36V137H37ZM53 136H54V135H53ZM70 136H71V135H70ZM84 136H85V134H84ZM86 136H87V135H86ZM93 136H94V135H93ZM93 136H92V137L89 136L90 139H89L88 137H86V140H85V141H86V143H87V144H86L87 147L84 146V147H86V150H84V151L81 152V153L83 154V156H81V158H85L84 161L86 160V161H87L86 163L89 164V165H90V163H92V162L94 163V161H93V160L95 159L94 155H95L96 152H97V151L95 150V148H98L97 146H95V144H96L95 142H96V141L94 142V141L92 140V142H91V139H95V138L97 139L98 137L94 136L95 138H93ZM164 136H165V135H164ZM66 137H67V136H66ZM159 137H160V135H159ZM4 138L6 139V137H4ZM38 138H40V137H37V139H38ZM70 138H72V136H71ZM81 138H82V137H81ZM125 138H126V136H125ZM125 138H124V141L126 142L127 139H125ZM160 138H161V137H160ZM164 138H165V137H164ZM28 139H30V138H28ZM37 139L34 141V144L37 143V141H38ZM43 139H44V138H43ZM87 139H88V140H87ZM96 139H95V140H96ZM100 139H101V138H100ZM100 139H99V140H100ZM151 139H152V138H151ZM17 140H18V139H17ZM45 140H46V139H45ZM130 140H131V139H130ZM154 140H155V138H154ZM165 140H166V139H165ZM5 141H8V139L5 140ZM39 141H40V140H39ZM63 141H64V140H63ZM73 141H74V140H73ZM82 141H84V139H83ZM144 141H145V139H144ZM157 141H158V139H157ZM159 141H160V140H159ZM162 141H163V140H162ZM18 142H19V141H18ZM18 142H17V143H18ZM93 142H94L95 144H92ZM128 142H129V141H128ZM151 142H152V141H151ZM42 143H45L44 140H43ZM42 143H41V141H40L39 144L42 146V145H43ZM46 143H47V142H46ZM97 143L101 144L100 142H97ZM138 143H139V142H138ZM142 143H143V142H141V144H142ZM152 143H153V142H152ZM12 144H11V145H12ZM123 144L125 145V148H124L125 151H124V152H126V150L129 151V147H128V148L126 147V146H128V145H126L127 143L125 144V143L123 142ZM123 144H121V147L123 146ZM139 144H140V143H139ZM148 144H149V143H148ZM160 144H161V142H160ZM163 144H166V145H167L168 143H163ZM7 145H8V144H7ZM169 145H170V143H169ZM17 146H18V145H17ZM41 146H39L40 149H42ZM45 146H46V145H45ZM94 146H95V147H94ZM149 146H150V144H149ZM33 147H35V145H33ZM99 147H101V146H99ZM121 147H120V148H121ZM152 147L154 148L153 145H152ZM18 148H19V147H18ZM59 148H60V147H59ZM150 148H151V147H150ZM35 149L37 150V148H35ZM98 150H100V149L98 148ZM133 150H134V148H133ZM62 151H63V150H62ZM62 151H61V152H62ZM95 151H96V152H95ZM100 151H101V150H100ZM100 151H98V152H100ZM102 151H103V150H102ZM130 151H131V148H130ZM130 151H129V152H130ZM18 152H19V151H18ZM45 152H46V151H45ZM53 152L55 153L54 150H53ZM83 152H84V153H83ZM98 152H97V154H98ZM103 152H104V151H103ZM122 152H123V151H122ZM122 152H121V153H122ZM140 152H141V155L137 154V155L140 156V158L138 159V161H139V165H138V166L142 165V164H140V163H141L142 160L145 158L144 156H146V155H144V154H146V153H145L146 151H144V152H143V151H140ZM54 153H52V154L54 155ZM57 153H59V151L56 152V154H57ZM63 153H64V152H63ZM65 153H66V152H65ZM121 153H120V154H121ZM127 153H128V152H127ZM37 154H38V153H37ZM78 154H80L79 151H78ZM60 155H61V154H60ZM115 155H116V154H115ZM43 156H44V155H43ZM78 156H79V155H78ZM106 156H107V155H106ZM119 156H121V155H119ZM119 156H118V157H119ZM26 157H27V156H26ZM52 157H53V156H52ZM66 157H67V156H66ZM68 157H69V156H68ZM107 157H108V156H107ZM121 157H122V156H121ZM125 157H126V156H125ZM134 157H135V156H134ZM27 158H28V157H27ZM70 158H72V157H70ZM102 158H103V157H102ZM122 158H124V157H122ZM148 158H149V157H148ZM108 159H109V158H108ZM125 159H126V158H125ZM161 159H162V158H161ZM51 160H52V159H51ZM78 160H79V159H78ZM82 160H83V159H82ZM104 160H105V159H104ZM126 160H127V159H126ZM33 161H34V160H33ZM33 161H32V162H33ZM70 161L72 162V160H70ZM84 161H83V162H84ZM100 161H103V160H100ZM124 161H125V160H124ZM128 161H129V159H128ZM128 161H125L124 164H125V165L129 164V163H127ZM144 161H145V160H144ZM117 162H120V161H117ZM136 162H137V160H136ZM147 162H149V161L147 160ZM34 163L36 164V162H34ZM66 163H67V162H66ZM73 163H74V162H73ZM81 163H82V162H81ZM93 163H92V164H93ZM104 163H105V162H104ZM109 163L111 164V162H109ZM144 163H145V162H144ZM165 163H166V162H165ZM175 163H176V162H175ZM30 164H31V161H30ZM75 164H76V163H75ZM95 164H96V163H95ZM102 164H103V163H102ZM110 164H107V165H110ZM114 164H115V162H114ZM122 164H123V163H122ZM133 164H136V163H133ZM145 164H146V163H145ZM160 164H161V163H160ZM96 165H97V164H96ZM111 165H112V164H111ZM111 165H110V166H111ZM115 165H116V164H115ZM130 165H131V163L129 164V167H133V166H130ZM152 165H153V164H152ZM163 165H164V164H163ZM87 166H88V165H87ZM87 166H86V170L88 169ZM110 166L107 168V170H108L109 168H111ZM127 166H128V165H127ZM169 166H170V165H169ZM78 167H79V166H78ZM82 167H83V166H82ZM90 167H92V165H90ZM90 167H89V168H90ZM101 167H102V166H101ZM112 167H113V166H112ZM118 167H120V166H118ZM124 167H125V166H123V168H124ZM135 167H137V166H135ZM135 167H134V168H135ZM148 167H150V165L147 166V169H150V168H148ZM160 167H161V166H160ZM67 168H68V167H67ZM69 168H70V167H69ZM71 168H72V167H71ZM76 168H77V167H76ZM80 168H81V167H80ZM84 168H85V167H84ZM96 168H97V167H96ZM105 168H106V167H105ZM123 168H121L120 170L122 171ZM137 168H138V167H137ZM140 168H141V166H140ZM143 168H144V167H143ZM28 169H29V168H28ZM42 169H43V168H42ZM62 169H63V168H62ZM74 169H75V168H74ZM77 169H78V168H77ZM91 169H92V168H91ZM94 169H95V167H94ZM113 169H114V167L112 168V170H113ZM115 169H116V168H115ZM124 169H125V168H124ZM124 169H123V170H124ZM126 169H127V168H126ZM126 169H125V170H126ZM164 169H165V167H164ZM186 169H188V168H186ZM20 170H21V169H20ZM43 170H45V169H43ZM103 170H104V167H103ZM110 170H111V169H110ZM151 170H153V169H151ZM162 170H163V168H162ZM82 171H83V169H82ZM94 171H95V170H94ZM157 171H158V170H157ZM71 172H72V171H71ZM83 172H84V171H83ZM97 172H98V171H97ZM134 172H135V171H134ZM159 172H160V170H159ZM44 173H45V172H44ZM87 173H90L89 169H88ZM87 173H85L84 175H87ZM99 173H100V171H99ZM163 173H164V172H163ZM30 174H31V173H30ZM51 174H52V173H51ZM93 174H94V173H93ZM134 174H135V173H134ZM137 174H138V173H137ZM144 174H145V173H144ZM151 174H153V173H151ZM157 174H158V173H157ZM126 175H127V174H126ZM126 175H125V176H126ZM135 175H136V174H135ZM135 175H134V176H135ZM148 175H149V174H147V176H148ZM153 175H154V174H153ZM153 175H152V177H151L150 179L148 178L147 181H149L150 183H149V182L147 183L148 185H146V186H147L148 188H146V189H149L150 186H151L150 188H152V187H156V188H158L159 190H157V189H155V190H156L157 192L159 191L160 194L156 192V196L159 194V195H158V198H157V197H155V194H154L155 191H154V190H152L153 193H152V192L149 193V190H147L149 194H151V195L154 194V196H151V195H150V197H149V198L152 197V201H151V199H150V201L148 202V204H140V205H144V206H148V205H149L148 208H151V209H152L153 207H155V206H156V208L159 207V204H160L161 206H162L163 204L165 205V203H164L165 200H164V199L167 198V197H166V198L164 197L165 193L167 192V190H166L165 188L170 184V183H168L167 186L164 188L165 184H164V186L161 184L162 180L159 179V180L161 181V182H159L158 179H156V180H155V179H152V178H156V177H154ZM163 175H164V174H162V176H163ZM44 176H45V174H44ZM96 176H97V174H96ZM142 176H143V175H142ZM145 176H146V175H145ZM155 176H157V175H155ZM164 176H166V173H165ZM164 176H163V177H164ZM193 176H194V175H193ZM15 177H16V176H15ZM17 177H18V176H17ZM41 177H42V176H41ZM52 177H53V174H52ZM148 177H149V176H148ZM157 177L159 178V176H157ZM163 177H162V179H163ZM100 178H101V177H100ZM138 178H139V177H137V179H138ZM142 178H145V177H142ZM146 178H147V177H146ZM91 179H92V178H91ZM96 179H99V177L96 178ZM127 179H128V176H127ZM131 179H132V177H131ZM171 180H172V179H171ZM174 180H175V179H174ZM195 180H197V179H195ZM31 181H32V180H31ZM100 181H101V180H100ZM147 181H146V182H147ZM156 181L159 182V183L156 184V183H157ZM172 181H173V180H172ZM28 182H29V181H28ZM61 182H62V180H61ZM89 182H90V181H89ZM91 182H92V181H91ZM126 182H127V181H126ZM130 182H131V180H130ZM130 182H129V183H130ZM137 182H139V181H137ZM141 182H142V181H141ZM26 183H27V182H26ZM66 183H67V182H66ZM92 183H93V182H92ZM94 183H96V182H94ZM132 183L136 184L135 182H132ZM173 183H174V181H173ZM173 183H172V185H173ZM178 183H179V182H178ZM178 183H177V184H178ZM23 184H24V183H23ZM41 184H42V183H41ZM130 184H131V183H130ZM130 184H129V185H130ZM160 184H161V185H160ZM71 185H72V184H71ZM136 185H137V184H136ZM170 185H171V184H170ZM174 185H176V183H174ZM174 185L171 186V187H174ZM179 185H180V184H179ZM38 186H39V185H38ZM201 186H202V185H201ZM125 187H126V186H125ZM142 187H143V186L140 185V189H141ZM169 187H170V186H169ZM44 188H45V187H44ZM143 188H144V187H143ZM163 188H164V190H163ZM167 188H168V187H167ZM199 188H200V187H199ZM61 189H62V187H61ZM140 189H139V190H140ZM146 189H145V190H146ZM152 189H153V188H152ZM160 189H161V192H160ZM197 189H198V188H197ZM23 190H24V189H23ZM125 190H126V188H125ZM134 190H135V189H134ZM134 190H133V191H134ZM142 190H143V189H142ZM162 190H163V191H162ZM165 190H166V191H165ZM173 190H174V189H171V188H170V191H171L172 193H173ZM194 190H195V189H194ZM62 191H63V190H62ZM170 191H169V192H170ZM189 191H190V190H189ZM198 191H199V189H198ZM66 192H67V191H66ZM136 192H138V190H137ZM140 192H141V191H140ZM140 192H138V193L140 194ZM162 192L164 193V194H162L163 196L161 195ZM169 192H167V194H166L165 196L169 195V194H168ZM171 192H170V195H169V196H171V195L173 196V194H171ZM70 193H71V191H70ZM180 193H183V192L181 191ZM190 193H191V192H190ZM197 193H198V192H197ZM145 194H146V195H145ZM192 194H193V193H192ZM0 195H1V194H0ZM71 195H72V194H71ZM71 195H70V196H71ZM147 195H148V194H147L145 191H144V192H141V194L139 195V196L141 197V201H144V202H145L146 199H147V201H148L149 198H148ZM185 195H186V194H185ZM96 196H97V195H96ZM100 196H102V195H100ZM144 196H146V199L143 198ZM159 196L162 197V198H160ZM140 197H139V200H140ZM153 197H154L155 199L157 198V199H156V200H157V203H159L162 199H163L164 202L161 201L162 204H161V202H160L159 204L154 205V204L156 203V200H154ZM179 197L183 200V197H181V195H180ZM179 197H178V198H179ZM187 197H188V196H187ZM118 198H119V197H118ZM176 198H177V197H176ZM67 199H68V198H67ZM142 199H144V200H142ZM169 199H170V198H169ZM169 199H168V200H169ZM181 199H179V200H181ZM68 200H69V199H68ZM81 200H82V199H81ZM159 200H160V201H159ZM179 200H177L178 203H176V204H174V203H173V205L170 204V205H171V207L169 208L170 211H169V209H167V210L169 211V216H167L168 213H166L167 215H166L165 219L168 217V219H166V222H168V220H173V219H175V217L178 218L176 215H177L178 212L181 211V210H185V211L187 210V212H188V209L186 208V205L181 204V203H180L181 201L179 202ZM137 201H138V200H137ZM147 201H146V202H147ZM153 201H154V202H153ZM158 201H159V202H158ZM172 201H174V199H173ZM172 201H171V202H172ZM102 202H103V201H102ZM106 202H107V201H106ZM144 202H142V203H144ZM183 202H184V201H183ZM189 202H190V201H189ZM192 202H193V201H192ZM95 203H98V202H95ZM95 203H93V205H95ZM140 203H141V202H140ZM149 203H151V204L153 203L152 206H151V204H149ZM66 204H67V202H66ZM81 204H82V203H81ZM103 204H104V203H102L101 205H103ZM105 204H106V203H105ZM105 204H104V205H105ZM168 204H169V202H168ZM72 205H74V204H72ZM77 205H78V204H77ZM91 205H92V204H91ZM96 205H97V204H96ZM101 205H100V207L102 208ZM134 205H135V203H134ZM137 205H139V204H137ZM157 205H158V206H157ZM164 205H163V206H164ZM170 205H169V206H170ZM190 205H191V204H190ZM105 206H106V205H105ZM161 206H160V207H161ZM194 206H195V205H193V207H194ZM96 207H97V206H96ZM191 207H192V206H191ZM195 207H196V206H195ZM161 208H162V207H161ZM118 209H119V208H118ZM142 209H143V208H142ZM159 209H160V208H159ZM164 209H166V208L164 207ZM116 210H117V209H116ZM154 210H156V209H154ZM157 210H158V209H157ZM157 210H156V211H157ZM192 210H194V209L192 208ZM195 210H196V209H195ZM79 211H80V210H79ZM150 211H151V210H150ZM159 211H161V210H159ZM164 211H166V210H164ZM168 211H167V212H168ZM185 211H184V212H185ZM190 211H191V209H190ZM16 212H17V211H16ZM77 212H78V211H77ZM144 212H146V210H145ZM25 213H26V212H25ZM114 213H115V212H114ZM136 213H137V212H136ZM188 213H189V212H188ZM188 213H187V214H188ZM146 214H147V212H146ZM159 214H160V212H159ZM185 214H186V213H185ZM185 214H182L183 217H184ZM195 214H196V213H194V215H195ZM82 215H83V214H82ZM178 215H180V213H179ZM182 215H181V216H182ZM191 215H192V214H191ZM196 215H197V214H196ZM30 216H31V215H30ZM30 216H29V217H30ZM47 216H48V215H47ZM185 216H186V215H185ZM55 217H56V216H55ZM190 217H192V216H190ZM193 217H194V216H193ZM199 217H200V216H199ZM199 217H198V218H199ZM53 218H54V217H53ZM76 218L78 219V217H76ZM139 218H140V217H139ZM139 218H138V219H139ZM141 218H143V217H141ZM198 218H196V219L198 220ZM47 219H49V217H48ZM98 219H99V221H100V218H99V217H98ZM136 219H137V218H136ZM138 219H137V220H138ZM181 219H182V221L184 222V219H183L182 217H181ZM185 219H186V217H185ZM188 219H190V218H187L186 220H188ZM194 219H195V218H194ZM194 219H193V221H194ZM200 219H201V218H200ZM200 219H199L198 221H199V222H202V220L200 221ZM29 220H30V219H29ZM50 220H52V219H50ZM73 220H74V219H73ZM141 220H142V219H141ZM176 220H178V219H176ZM176 220H173V221H172L173 224H174V222H175ZM179 220H180V219H179ZM179 220H178V221H179ZM182 221H179V223L181 224ZM191 221H192V220H191ZM193 221H192V222H193ZM73 222H74V221H73ZM75 222H76V221H75ZM77 222H78V221H77ZM77 222H76V223H77ZM88 222L90 223V221H88ZM136 222H137V221H136ZM159 222H160V221H159ZM170 222H171V221H170ZM192 222H191L190 224H192V225L195 224V222H194V223H192ZM91 223L93 224L92 221H91ZM101 223H102V222H101ZM101 223H100V224H101ZM143 223H144V225H146V223L144 222V220H143V222H142L141 224H143ZM92 224H91V225H92ZM203 224H204V223H203ZM203 224H202V225H203ZM144 225H143V226H144ZM175 226H176V225H175ZM204 226H206V225H204ZM75 227H76V226H75ZM91 227H92V226H91ZM93 227H94V226H93ZM183 227H187V226H183ZM189 227H190V226H189ZM200 227H201V225L199 226V229H200ZM88 228H89V226H88ZM192 228H193V227H192ZM195 228H196V229H194V231L198 229L197 227H195ZM205 228H206V227H205ZM211 228H212L211 225H208V226H207V228H206L207 230L205 231L204 235H202V236H203V237H202L203 239L208 238V237H206V236L209 235V234H211ZM94 229H95V228H94ZM94 229H93V230H94ZM147 229H148V227H147ZM179 229L182 230V228H179ZM179 229H178V232H179ZM189 229H190V228H189ZM28 230H29V229H28ZM144 230H145V228H144ZM183 230H184V229H183ZM192 230H193V229H192ZM201 230H202V227H201ZM201 230H200V232H202ZM212 230H213V228H212ZM29 231H30V230H29ZM94 231H95V230H94ZM175 231H176V229H175ZM203 231H204V230H203ZM209 231H210V233L207 234ZM213 231H214V230H213ZM9 232H10V231H9ZM20 232H21V231H20ZM56 232H57V230L54 231L53 234H56ZM173 232H174V231H173ZM178 232H175V233L177 234ZM63 233H64V232H63ZM90 233H91V231H90ZM156 233H157V232H156ZM171 233H172V232H171ZM181 233H182V232H181ZM181 233H178V234H181ZM186 233H187V232H186ZM21 234H22V232H21ZM72 234H73V233H72ZM72 234H71V235H72ZM166 234H167V233H166ZM168 234H169V233H168ZM183 234H185V232H184ZM183 234H181V235H183ZM221 234H222V233H221ZM226 234H227V233H226ZM10 235H11V234H10ZM48 235H50V237H51L52 233H50V234H48ZM86 235H87V234H86ZM173 235H174V234H173ZM199 235H200V234H199ZM199 235H198L197 233H196V234H195V233H193V234L190 233V234H187V235H183V236L180 237V239L182 238V240H180V242L182 241L181 243H179L178 238H176L177 243L175 242V241H176L175 239H174V240H175V241H174V240H172L171 238H169V239L167 238V239H166V237H165V239L163 238V240H160V239H162V238H161V237L163 236V235H162V236H160L159 241H158V242H155V244H153V245H156V244H157L158 251H156V250H155V251L158 253V256H159L160 253H162L163 251H166V249H168V248H170V247H171V248H174V247H175L177 250H179L180 248H185V247H183V246H186V245L189 244V243H192V242H194V241L197 242V240H198L197 238L200 237ZM214 235H215V236H214ZM214 235L211 234V237L214 236V239H215V238L217 239L216 234H214ZM222 235H223V234H222ZM239 235H240V234H239ZM24 236H25V234H24ZM26 236H27V235H26ZM46 236H47V235H46ZM46 236H45V238H46ZM54 236H56V235H53V237H54ZM91 236H92V235H91ZM156 236H157V235H156ZM164 236H167V235H164ZM170 236H171V234H170ZM218 236H219V235H218ZM235 236H236V235H235ZM235 236H234V238H235ZM67 237H68V235H67ZM72 237H73V236H72ZM80 237H81V236H80ZM87 237H88V236H87ZM177 237H178V236H177ZM23 238L25 239L26 237H23ZM92 238H93V237H92ZM151 238H152V237H151ZM173 238H174V237H173ZM19 239H20V237H19ZM47 239H48V238H47ZM49 239H50V238H49ZM55 239H56V238H55ZM71 239H72V238H71ZM153 239H154V238H153ZM209 239L212 240V238H210V236H209ZM214 239H213V240H214ZM216 239L214 240V242L212 241V245H211V247H212L213 249L217 247V245H216V243H217V242H216ZM238 239H239V238H238ZM17 240H18V239H17ZM86 240H87V239H86ZM157 240H158V239H156V241H157ZM199 240H200V239H199ZM201 240H202V239H201ZM201 240H200V241H201ZM210 240H209V241H210ZM217 240H218V239H217ZM12 241H13V240H12ZM24 241H25V240H23V245H25V243H26V245H27V246H24V247H27V248H28V247H29L28 245H31V243L29 244V243H28L29 241H26V242L24 243ZM45 241H46V240H45ZM154 241H155V239L153 240V242H154ZM202 241H206V240H202ZM209 241H208V242H209ZM237 241H238V240H237ZM17 242H19V241H17ZM87 242H88V241H87ZM87 242L85 241L84 243H87ZM93 242H95V241L93 240ZM93 242H92V244H93ZM106 242H108V241H106ZM208 242H205V243H208ZM210 242H211V241H210ZM215 242H216V243H215ZM27 243H28V244H27ZM50 243H51V242H50ZM178 243H179L180 245H178V247H177L176 245H177ZM198 243H199V242H198ZM198 243H197V244H198ZM203 243H204V242H203ZM205 243H204V244H205ZM13 244H14V243H13ZM192 244H193V243H192ZM217 244H218V243H217ZM85 245H87V244H84L83 247H85ZM207 245H208V244H206L205 247H204V245H203L202 243L200 244V246L198 245V246H199V247H198V248H199L198 251H196L195 254H194V252H193V254H194L193 256H190V255H189L191 258H189V257H188L189 259H188V258H185V259H187V260H185L186 263L188 262L187 264H201V263L203 262V261H202V258H203V259H204V258L206 259V257H205L206 255H204V254H205L206 249L208 248ZM188 246H189V245H188ZM230 246H231V245H230ZM233 246L236 247L237 244H236V245H233ZM83 247H82V248H83ZM99 247H100V246H99ZM103 247H104V246H103ZM153 247H155V246H153ZM206 247H207V248H206ZM211 247H210V245H209L210 250H211ZM239 247H240V246H239ZM155 248H156V247H155ZM155 248H154V249H155ZM175 248H174V250H176ZM195 248H196V247H195ZM209 248H208V250H209ZM240 248H241V247H240ZM17 249H18V248H17ZM23 249H24V248H23ZM86 249H87V248H86ZM92 249H93V248H92ZM188 249H189V248H188ZM190 249H191V248H190ZM230 249H231V248H230ZM230 249H229V251H230ZM236 249H237V248H236ZM244 249H245V248H244ZM6 250H7V249H6ZM79 250H81V249L78 248V251H79ZM183 250H184V249H183ZM195 250H196V249H195ZM195 250H194V251H195ZM238 250L241 252L242 249H238ZM238 250H237L236 252H238ZM58 251H59V250H58ZM98 251H99V250H98ZM102 251H104V250H102ZM152 251H154V250H152ZM214 251H215V250H214ZM225 251H226V250H225ZM227 251H228V250H227ZM242 251H244V250H242ZM59 252H60V251H59ZM65 252H66V251H65ZM81 252H82V251H81ZM93 252H94V251H93ZM150 252H151V251H150ZM156 252H155V254H156ZM180 252H181V251H180ZM212 252H213V251H212ZM231 252L233 253V251H231ZM234 252H235V249H234ZM68 253H69V251H68ZM68 253L66 252L67 255H69ZM100 253H101V252H100ZM165 253H166V252H165ZM210 253H211V252H210ZM214 253H215V252H214ZM36 254H37V253H36ZM59 254H60V253H59ZM152 254H153V253H152ZM163 254H164V253H163ZM163 254H162V255H163ZM190 254H191V253H190ZM206 254H207V253H206ZM218 254H219V253H218ZM218 254L215 253V256H214V254H212V256H214V257H213L212 260H209V261L211 262V264H234L233 259H235V257H232V258L227 257V258H225L224 256H221V254H220V255H218ZM223 254H224V253H223ZM227 254H228V253H227ZM239 254H240V253H239ZM241 254H242V252H241ZM14 255H16V254L14 253ZM62 255H63V254H62ZM101 255H102V254H101ZM146 255H147V254H146ZM153 255H154V254H153ZM156 255H157V254H156ZM177 255H178V254H177ZM186 255H187V253H186ZM191 255H192V254H191ZM228 255H229V254H228ZM232 255H233V254H232ZM232 255H231V256H232ZM37 256H38V255H37ZM63 256H64V255H63ZM165 256H167V255H165ZM229 256H230V255H229ZM238 256H239V255H238ZM55 257H57V255H56ZM67 257H68V256H67ZM67 257H65V258L67 259ZM97 257H98V255H97ZM100 257H101V256H100ZM147 257H148V256H147ZM153 257H154V256H153ZM153 257H152V259H153ZM176 257H177V256H176ZM176 257H175V258H176ZM181 257H182V256H181ZM181 257H180V258H181ZM185 257H186V256H185ZM207 257H208L207 259H210L209 256H207ZM210 257H211V256H210ZM51 258H52V257H51ZM102 258H103V257H102ZM102 258H101V259H102ZM143 258H144V257H143ZM150 258H151V257H150ZM236 258H239V257H236ZM58 259H59V258H58ZM99 259H100V258H99ZM101 259H100L99 261H101ZM146 259H148V258H146ZM146 259H143V260H146ZM159 259H160V258H159ZM181 259H182V261H183V258H181ZM205 259H204V260H205ZM207 259H206V260H207ZM16 260H17V259H16ZM55 260H56V259H55ZM68 260H69V259H68ZM110 260H111V259H110ZM134 260H135V259H134ZM235 260L237 261L236 264H250L249 261H245L244 259H235ZM56 261H57V260H56ZM80 261H83V260L81 259ZM104 261H105V260H104ZM107 261H108V260H107ZM128 261H129V260H128ZM151 261H154V260H151ZM157 261H158V260H157ZM182 261L180 262L181 264L184 263V262H182ZM209 261H208V263H209ZM52 262H53V261H52ZM62 262H63V261H62ZM62 262H61L60 264H62ZM66 262H67V261H65L64 264H66ZM114 262H115V260L113 261V263H114ZM125 262H126V261H125ZM129 262H130V261H129ZM133 262H134V261H133ZM143 262H144V261H143ZM154 262H155V261H154ZM205 262H206V261H205ZM56 263H58V261H57ZM68 263H69V261H68ZM68 263H67V264H68ZM107 263H108V262H107ZM113 263H112V264H113ZM144 263H146V262H144ZM173 263H174V262H173ZM180 263H179V261L176 262V264H180ZM30 264H31V263H30ZM105 264H106V263H105ZM134 264H136V263L134 262ZM138 264H139V262H138ZM140 264H141V262H140ZM146 264H147V263H146ZM150 264H151V263H150ZM203 264H204V263H203Z\"/></svg>",
	"mask_w": 264,
	"mask_h": 264
}]
</instances>
